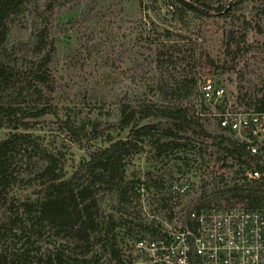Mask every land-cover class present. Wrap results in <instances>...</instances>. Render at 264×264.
<instances>
[{
  "label": "rangeland",
  "instance_id": "1",
  "mask_svg": "<svg viewBox=\"0 0 264 264\" xmlns=\"http://www.w3.org/2000/svg\"><path fill=\"white\" fill-rule=\"evenodd\" d=\"M206 1L213 7L219 5L218 0ZM47 2L36 0L13 20L6 46L16 52V78L24 86L30 80L32 58L23 56L32 55L37 33L46 27V42L54 44L49 65L55 82L49 97L53 113L38 118L31 133L48 150L62 152L67 175L90 150L106 145L108 134L128 137L130 126L123 130L117 126L120 104L137 107L144 100L159 103L156 86L161 81L171 86L185 77L196 80L191 94L183 100L184 106H191L188 116L194 119L200 105L203 112L214 107L200 101L198 84L202 80L223 89L216 106L255 108L264 96V21L256 14L258 0H231L229 10L221 14L217 10L186 11L182 18L174 13L173 0H57L51 12L46 10ZM164 2L174 4L173 9L166 10ZM161 51L162 57L158 54ZM60 120L79 128L81 143L71 141ZM156 121L148 118L142 123ZM200 122L205 124L204 119ZM94 124L96 138L91 131ZM6 131L1 129L0 136ZM187 140L182 137L178 142L185 144ZM191 140L195 145L192 151L186 146L172 148L169 143L159 156L155 146L140 137L137 153L127 158L125 181L139 184V190L124 214L114 213L116 218L133 221L114 231L116 245L125 254L139 236L149 234L138 224L163 225L170 219L169 210H183L201 194L232 184L235 171L241 169L230 157L225 162L232 166H224L223 154L217 157L216 149L208 146L204 159L215 157L217 170H206L197 149L207 145ZM180 156L191 159L189 167L182 165ZM22 161V168H26ZM30 165L32 170L37 168ZM29 170L20 169L18 182L8 191L7 197L16 204L36 196L38 186L29 182L34 175ZM159 179L164 187L158 190L152 182ZM184 184L188 185L187 193L178 195L173 186ZM102 197L101 210L107 215L113 210V201L108 194ZM3 219L0 212V222ZM91 233L88 257L101 254V262L114 264L104 246L102 220H94Z\"/></svg>",
  "mask_w": 264,
  "mask_h": 264
},
{
  "label": "trees",
  "instance_id": "2",
  "mask_svg": "<svg viewBox=\"0 0 264 264\" xmlns=\"http://www.w3.org/2000/svg\"><path fill=\"white\" fill-rule=\"evenodd\" d=\"M35 1L0 0V130H7L0 136V212L4 215L0 222V264H105L101 262V254L88 257L92 251L91 227L95 219L103 221L104 246L109 260L114 264H134L131 250L125 254L116 245L114 233L116 227L133 223L122 216L116 218L114 213L124 214L138 196L139 184L136 186L132 181H125L127 158L137 153L140 137H146L159 156L169 143L173 144L172 148L185 149L186 146L192 151L195 145L191 139L195 138L207 145L197 151L208 170V158L204 157L210 132L200 122V116L196 119L188 116L191 106L183 105V100L189 97L197 82L185 77L170 86L161 81L156 86L161 95L159 103L144 100L137 107L121 103L117 126L120 130L130 126L129 136L114 138L108 134L106 145L90 150L88 157L79 160L67 175L63 169L62 152L48 150L39 137L31 133L38 118L53 113L49 97L55 82L49 65L54 44L46 42V27L38 31L31 47L32 55L23 56L32 58L29 61L30 80L24 86L16 78L15 65L19 60L16 52L6 46L10 24ZM56 1L48 0L46 10L51 12ZM218 1L219 5L213 7L206 0H173L174 13L182 18L186 11L206 13L217 10L221 14L229 10L231 0ZM258 1L256 14L264 21V0ZM173 5L163 3L166 10L173 9ZM163 53L158 54L162 57ZM208 62L212 63V60L208 58ZM159 63L163 65L162 61ZM256 103L255 109H264V96ZM148 118L157 121L142 123ZM60 123L71 136V141L81 143L79 128L73 127L68 120H60ZM91 131L96 138V124L92 125ZM182 137L188 139L185 144L178 142ZM212 146L217 157L223 154L224 166H232L226 164L227 157L241 166L249 156L244 147L237 146L223 135H216ZM179 159L183 166L189 167L191 159L188 156ZM22 160L26 168H22ZM30 164L37 168L32 170ZM27 168L30 169L28 173L34 174L29 182H36L38 186L36 196L16 204L7 194L18 182L22 173L20 169L25 172ZM235 175L232 184L201 194L187 206V211L222 201L244 203L250 208L264 207V181H247L240 168ZM152 185L158 190L164 187L161 179L153 181ZM102 194H108L113 201L114 211L107 215L101 210ZM138 226L149 233L156 230L154 224ZM8 242L9 246H6Z\"/></svg>",
  "mask_w": 264,
  "mask_h": 264
},
{
  "label": "built area",
  "instance_id": "3",
  "mask_svg": "<svg viewBox=\"0 0 264 264\" xmlns=\"http://www.w3.org/2000/svg\"><path fill=\"white\" fill-rule=\"evenodd\" d=\"M198 96L214 105L207 112L200 105L198 112L210 132L209 147L216 135L244 147L249 156L241 164L243 176L263 182L264 109L218 108L215 102L223 97V89L210 80L199 82ZM215 162V157H208L210 171L217 170ZM187 188L173 186L178 195L186 194ZM169 215L168 222L155 225L153 233L132 244L134 264H264V207L222 201L191 211L172 209Z\"/></svg>",
  "mask_w": 264,
  "mask_h": 264
}]
</instances>
